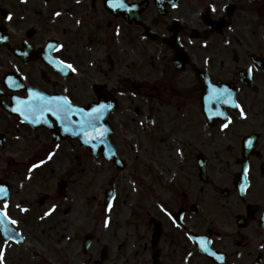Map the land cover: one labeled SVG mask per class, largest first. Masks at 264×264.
<instances>
[{"label":"flooded vegetation","instance_id":"1","mask_svg":"<svg viewBox=\"0 0 264 264\" xmlns=\"http://www.w3.org/2000/svg\"><path fill=\"white\" fill-rule=\"evenodd\" d=\"M120 2L0 0L5 264H264V0ZM29 90L111 104L103 141L12 111ZM82 188L109 213L85 233Z\"/></svg>","mask_w":264,"mask_h":264},{"label":"snow or ice","instance_id":"2","mask_svg":"<svg viewBox=\"0 0 264 264\" xmlns=\"http://www.w3.org/2000/svg\"><path fill=\"white\" fill-rule=\"evenodd\" d=\"M109 4L113 8H124L125 5L120 2V0H109ZM215 9L213 8V11ZM55 15H60V13H55ZM11 19V16L8 17ZM0 39H6V37H0ZM60 45H52L49 44L48 48L52 51H56ZM45 59L52 65L59 68L61 72H64L65 69L76 71V69L71 64H66L64 61L57 60L54 57L47 55ZM252 68L249 67L248 74L251 76ZM11 86H16L14 82H10ZM232 93L228 89H217L215 87L210 88L209 95L206 98L207 104H231L233 107L240 109V116L244 117L243 109L240 108V105L237 104L234 100L231 99ZM17 104V107H14L12 111L18 112L21 116L25 118V120L30 121L35 124L38 123V117L44 116L45 113H51V115L55 116L58 121L65 125H71L75 127L78 134H82L86 137L85 143H91L92 140H100L103 141L104 136L107 133V128L103 126L101 120L103 119L105 112L112 107L111 104L108 103H97L95 106L91 107L89 110H84L82 108L74 107L73 104L69 101L68 97L63 95H45L37 90H29V93L26 98L15 97L14 98ZM210 116L211 115H224L221 112L213 113L211 109H209ZM77 115L79 119L77 121H73L72 117ZM230 119V118H229ZM225 124L223 127H227ZM69 128L66 127L65 131H68ZM90 133L92 135H90ZM247 146H252V141L249 139L247 142ZM51 158V156H49ZM37 167V165H33V168ZM31 171V169L29 170ZM248 169L245 168L244 172L247 173ZM244 189L241 188V191ZM7 192L3 187H0V196H6ZM7 203H5L4 208L0 209V236L3 238V245H0V264H5L4 254L5 249L8 246L9 242H15L19 244L21 242L20 239L16 237L19 235L16 233L10 225H15L18 222L16 220L10 219L7 211ZM55 205L44 215L48 216L54 211ZM43 219V217H41ZM201 247L204 248V251H208L207 247L204 246V242H201Z\"/></svg>","mask_w":264,"mask_h":264},{"label":"rangeland","instance_id":"3","mask_svg":"<svg viewBox=\"0 0 264 264\" xmlns=\"http://www.w3.org/2000/svg\"><path fill=\"white\" fill-rule=\"evenodd\" d=\"M83 190L84 189L82 188L81 190L82 194L79 193V195H82V197L78 198V204L81 203V200H82V203L79 204V207L77 205L79 214H78V217H75V219L79 220L78 224H75L76 225L75 228L77 229L79 233H85L87 230L90 229L91 217H105L106 215L109 214V213L102 211L101 207L98 205L97 202L100 199L98 198L96 193L94 194V197H92L91 195H88ZM64 221L65 220L63 219L62 226H64L65 229L67 230V227L65 226Z\"/></svg>","mask_w":264,"mask_h":264},{"label":"water","instance_id":"4","mask_svg":"<svg viewBox=\"0 0 264 264\" xmlns=\"http://www.w3.org/2000/svg\"><path fill=\"white\" fill-rule=\"evenodd\" d=\"M83 137H85V136L83 135Z\"/></svg>","mask_w":264,"mask_h":264}]
</instances>
